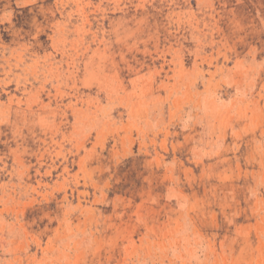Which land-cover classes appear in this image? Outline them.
Wrapping results in <instances>:
<instances>
[{
    "label": "rangeland",
    "instance_id": "1",
    "mask_svg": "<svg viewBox=\"0 0 264 264\" xmlns=\"http://www.w3.org/2000/svg\"><path fill=\"white\" fill-rule=\"evenodd\" d=\"M0 264H264V0H0Z\"/></svg>",
    "mask_w": 264,
    "mask_h": 264
}]
</instances>
